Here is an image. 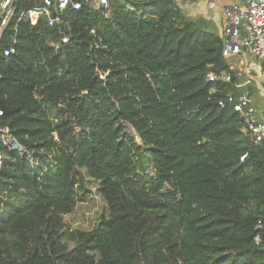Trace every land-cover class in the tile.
Here are the masks:
<instances>
[{"label":"trees","instance_id":"trees-1","mask_svg":"<svg viewBox=\"0 0 264 264\" xmlns=\"http://www.w3.org/2000/svg\"><path fill=\"white\" fill-rule=\"evenodd\" d=\"M41 3L16 0L0 37V125L29 152L0 169V264H264V143L227 101L236 79L208 78L229 69L222 37L176 0H110L62 43L17 21ZM87 176L108 213L72 230Z\"/></svg>","mask_w":264,"mask_h":264},{"label":"built area","instance_id":"built-area-1","mask_svg":"<svg viewBox=\"0 0 264 264\" xmlns=\"http://www.w3.org/2000/svg\"><path fill=\"white\" fill-rule=\"evenodd\" d=\"M179 5L185 0H176ZM207 7L214 9L219 6L222 0H205ZM16 0H0V37L4 29L12 19L15 12ZM84 3L95 9H109L110 0H43V3L22 11L17 19L18 22L28 20L32 25L45 20L49 26L57 27L61 33L60 40L66 43L70 39L71 23L70 16L74 10L80 9ZM182 6V5H181ZM223 13L226 21L224 35V55L227 60L240 54H248L262 62V72L264 74V0H231L225 3ZM52 40L51 44L58 48L60 43ZM15 36L5 55L15 51ZM230 64V62H229ZM244 68H238L230 64L229 69L219 72L211 71L209 80H222L233 82L235 88H241ZM103 76V75H101ZM264 105V91H260ZM227 101L239 112L242 117V130L250 136L253 145L264 143V106L258 108L255 95L250 91H243L235 94L234 91L227 93ZM4 115L0 107V118ZM26 150L23 153L22 150ZM16 151L20 154H28V150L19 143L7 126L0 125V169L4 163L6 152ZM33 160V157L30 156ZM262 228V223L257 225V229ZM254 243L261 245L262 234L258 231L254 236Z\"/></svg>","mask_w":264,"mask_h":264},{"label":"rangeland","instance_id":"rangeland-1","mask_svg":"<svg viewBox=\"0 0 264 264\" xmlns=\"http://www.w3.org/2000/svg\"><path fill=\"white\" fill-rule=\"evenodd\" d=\"M200 7L201 8L207 7L205 0L200 2ZM181 9L187 19L195 21L198 25H201L200 21H198L199 18H197L199 16L201 17L200 13H196V10L189 11L188 7L185 6H181ZM212 10H217V8H214ZM217 12L218 11L210 12L213 15L214 23H213V27H211L209 30H213L219 33V35H221V32L223 33L221 27L222 24L220 17H218V14H216ZM231 61L232 60L228 62ZM246 72L247 70L245 68L243 74L246 75L247 74ZM86 181H87L88 192L86 193L84 199L78 202L73 212L65 214L63 216L64 222L66 223L67 227H69L72 230L74 229L91 230L99 224L101 217L108 213L107 203L103 195L99 192L98 182L89 176L86 177ZM70 245L72 246L73 243L70 242Z\"/></svg>","mask_w":264,"mask_h":264},{"label":"crops","instance_id":"crops-1","mask_svg":"<svg viewBox=\"0 0 264 264\" xmlns=\"http://www.w3.org/2000/svg\"><path fill=\"white\" fill-rule=\"evenodd\" d=\"M204 0H185L181 3L182 6L188 7L189 11L196 10V13H200L201 17L198 21H200L202 28L214 32L219 35V33L209 30L211 27H213L214 18L213 15L210 13L211 11H218L216 14H218V17H220L221 24H222V30L221 37L224 35L226 21L223 13L224 4L230 3L231 0H222L217 8V10H212L209 8H201L200 2ZM178 3V2H177ZM198 16V15H195ZM234 58V59H233ZM232 58V61L230 64H232L235 67L238 68H246L247 74H243L242 79L240 80L242 82V87L240 88V91H250L252 94L255 95V100L258 108H262L263 105V98L260 95V91H264V74L262 72V62L259 59H256L255 57H252L248 54H240L239 56H235Z\"/></svg>","mask_w":264,"mask_h":264},{"label":"water","instance_id":"water-1","mask_svg":"<svg viewBox=\"0 0 264 264\" xmlns=\"http://www.w3.org/2000/svg\"><path fill=\"white\" fill-rule=\"evenodd\" d=\"M124 126H125V130L128 131L133 137H135L138 141H140V136L139 134L136 132L135 128L133 127L132 124L128 123V122H124ZM23 153L26 152V150H22Z\"/></svg>","mask_w":264,"mask_h":264}]
</instances>
